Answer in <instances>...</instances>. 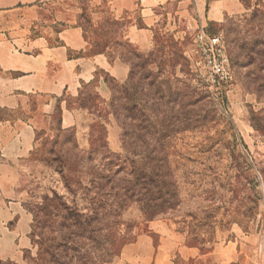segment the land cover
<instances>
[{"label": "rangeland", "instance_id": "374dc122", "mask_svg": "<svg viewBox=\"0 0 264 264\" xmlns=\"http://www.w3.org/2000/svg\"><path fill=\"white\" fill-rule=\"evenodd\" d=\"M242 1L246 12L226 16L218 24L208 23L203 29L208 34L222 33L226 39V25L232 20L229 38L239 42L263 38L262 0ZM65 4L69 5V16L79 9L77 22L84 26L92 44L85 54L104 50L110 59L120 53L129 59L128 52L123 51L125 46L117 45L123 42L125 18L115 21L105 4L99 9L88 0H63ZM53 10L45 7L43 19L49 22ZM93 12H97L99 25H93ZM20 15L19 9L2 13L0 24L5 29H15ZM49 26L53 38L52 30H57L58 25ZM199 27L179 38L157 28L152 47L137 51L144 61L133 77L138 86L133 87L127 79H116L125 92L120 112L123 129L109 113V100L103 102L94 91L95 81L82 84L78 98L63 94L58 99L67 108L86 109L91 114L87 129L79 136L75 128L61 127L59 107L48 118H36L35 146L20 162L17 184L21 204L32 216L31 248L23 252L27 260L35 259L42 248V208L48 201L89 213L90 203L83 188L88 186L93 169L106 167L116 177L131 178L132 157L121 139L123 136L129 143L137 134L140 140L143 136L155 144V139L162 140L176 195L152 216L146 215L138 202L129 201L112 218L118 224L111 225L109 232L107 228L116 254L104 264H136L133 257L143 252L155 257L158 251L171 249L172 243L181 246L172 254L174 264H214L204 258L195 262L196 254L206 255L216 247L236 244L234 230L240 234L238 245L243 252L229 264H264V96L254 91L248 83L252 75H247L256 64H246L236 47L229 52L225 44L232 80L220 92H211L199 77L196 65L193 38ZM96 74L108 77L100 69ZM152 80L155 86L150 95L144 87L150 90ZM132 97L136 112L131 111ZM41 101L44 98L38 99ZM31 102L35 104V99ZM82 102L87 108L81 107ZM22 114L0 109V119ZM147 119L153 127H148ZM117 147L118 151H113ZM93 150L98 153L89 156ZM143 156L137 158L138 163ZM21 264H26L25 260Z\"/></svg>", "mask_w": 264, "mask_h": 264}, {"label": "crops", "instance_id": "0c3cea01", "mask_svg": "<svg viewBox=\"0 0 264 264\" xmlns=\"http://www.w3.org/2000/svg\"><path fill=\"white\" fill-rule=\"evenodd\" d=\"M88 1L99 9L105 4L116 21L125 18L122 37L142 52L152 47L159 27L179 38L199 26L218 24L226 16L246 12L242 0ZM261 5L264 9V0ZM45 7L54 9L49 22L42 17ZM15 9L21 11L19 23L14 24L17 28L5 29L0 24V109L23 114L0 119V259L21 264L24 250L31 248L32 216L21 204L17 184L20 162L35 146L36 118H48L59 106L61 127L75 128L79 136L87 129L91 114L86 109L67 108L58 99L63 94L78 98L81 85L95 81L94 91L106 102L110 91L96 71L125 81L129 66L118 57L110 61L103 53L85 54L89 43L77 22L79 9L69 16V5H63V0H0V14ZM91 14L93 25H97V12ZM51 24L58 25L52 30L53 38ZM41 98L44 101L38 102ZM234 233L236 244L216 247L206 255L196 254L195 262L203 258L214 264L237 261L243 250L238 245L239 232ZM180 248L172 243L171 249H162L155 257L143 252L133 260L136 264H174L172 254Z\"/></svg>", "mask_w": 264, "mask_h": 264}, {"label": "trees", "instance_id": "16d2710c", "mask_svg": "<svg viewBox=\"0 0 264 264\" xmlns=\"http://www.w3.org/2000/svg\"><path fill=\"white\" fill-rule=\"evenodd\" d=\"M88 19L91 22L90 17ZM231 21L226 25L228 26V28L226 27V35L228 36L224 39L225 44L228 46L229 52H231L230 48L236 47L239 50L238 56L242 57L247 62L246 64H256V68L247 74L252 75L248 83L254 86L253 89L258 95L264 96V36L263 38L248 39L241 42L231 39L229 38ZM79 26L84 32V38L92 47L86 37L84 26L81 24ZM117 45L125 46L123 51L128 52L129 59H124L121 53L120 56L118 55V58L129 66L127 81L133 87L138 86L139 83L134 81L133 77L136 70L144 64L143 56L137 50H132L133 45L124 38L123 42L117 43ZM95 53L106 55L104 50ZM106 57L110 61L113 60L108 55ZM107 76L104 82L110 91L109 113L123 129L124 122L120 117V112L124 109L121 102L125 94L124 87L118 84L114 77L109 74ZM146 76L150 77L151 74L147 73ZM148 85H151L152 88L149 90V88L144 87V89L148 90V94L151 95L155 86L154 81L152 80ZM131 101V111L136 112L137 106L134 97L131 98ZM82 103L81 107L87 108L85 102ZM150 111L153 112L151 109ZM57 118L60 123V107ZM145 121L148 127H153L150 119ZM139 129L145 130V127L140 126ZM155 140L158 143L146 141L143 136L140 140V135L135 134L131 142L125 143L122 136L123 148L128 150L132 157L130 162L131 178L116 177L110 174L106 167L93 169L90 173L88 186L83 188V195L90 203L89 213H80L73 208L63 206L62 202L52 204L48 201L42 208L45 210L42 212V248L33 260L29 261L26 256H23L26 264H104L116 254L114 249L116 246L106 233L107 228L109 232L111 225L118 224L112 218H116L129 201L138 202L146 215L152 216L161 212L164 206L175 197L176 189L168 167L165 146L160 142L162 140ZM100 147L106 148L104 145ZM97 153V150L90 151L89 156ZM141 156L143 159L141 158L142 161L138 163L137 158ZM48 203L51 207L47 205ZM48 208L52 209L51 212ZM0 264L10 263L0 261Z\"/></svg>", "mask_w": 264, "mask_h": 264}, {"label": "built area", "instance_id": "2783aa9c", "mask_svg": "<svg viewBox=\"0 0 264 264\" xmlns=\"http://www.w3.org/2000/svg\"><path fill=\"white\" fill-rule=\"evenodd\" d=\"M198 57V74L211 92H220L232 80L226 45L222 33L208 34L199 27L193 38Z\"/></svg>", "mask_w": 264, "mask_h": 264}]
</instances>
